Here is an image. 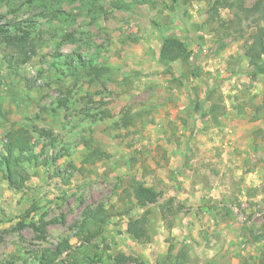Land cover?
Listing matches in <instances>:
<instances>
[{
	"label": "rangeland",
	"instance_id": "rangeland-1",
	"mask_svg": "<svg viewBox=\"0 0 264 264\" xmlns=\"http://www.w3.org/2000/svg\"><path fill=\"white\" fill-rule=\"evenodd\" d=\"M229 2L0 0V154L25 130L33 156L18 190L0 167V264H38L65 241L55 264L264 263V54L245 57L250 21L218 26ZM5 36L24 37L25 54ZM164 38L188 65L159 61ZM137 183L155 204L134 205ZM98 208L110 217L81 246Z\"/></svg>",
	"mask_w": 264,
	"mask_h": 264
},
{
	"label": "trees",
	"instance_id": "trees-1",
	"mask_svg": "<svg viewBox=\"0 0 264 264\" xmlns=\"http://www.w3.org/2000/svg\"><path fill=\"white\" fill-rule=\"evenodd\" d=\"M243 2L244 0H231V2L227 4V8L230 10L232 17L226 23L218 20L220 23L218 26L222 28L226 34H231L232 31L235 33H242L245 28L249 27V21L258 28L257 40L245 53V57L249 60V62L253 63L259 60L264 54V28L260 27V24L264 22V0H257L250 8H245ZM14 30L20 31V28L16 26ZM24 40V37H19L17 39L12 36H5L2 41H4L5 44L18 47L19 52L25 54ZM158 56L159 61L164 65H169L175 61H180L182 64L188 65L190 53L187 51L185 45L178 39L164 38L161 42ZM27 59L28 58H25L17 62V64H23L27 61ZM261 105L262 109L260 107L258 110L263 111L264 101ZM50 145L52 146L53 144L51 143ZM3 152V154H0V167L5 173L9 186L14 190H18L22 187L24 181L20 176V173L24 172L21 164L24 160L28 162L33 158L30 135H28V132L25 130H15L9 133L7 135V142L3 147ZM23 153H25L26 156H22ZM102 155V152L95 148L83 157L82 163L92 165L99 161ZM18 177H21V179L17 184ZM132 197L134 199L135 206L147 207L157 202L158 194L152 189L143 187L137 183L134 185ZM171 200L175 201L174 207L177 211L192 210V208H185L174 199ZM109 217L110 215L102 208H98L97 210L88 213L81 221L76 232V237H78L80 245L88 246L94 239L98 238L102 233L104 223L109 219ZM92 227L94 230H92ZM127 233L135 240H140L142 237V231L137 228L136 222H129ZM69 248L70 246L67 244V241H65L64 244L59 246L57 252H46L47 254L42 255L38 260V264H55L56 256L65 252Z\"/></svg>",
	"mask_w": 264,
	"mask_h": 264
}]
</instances>
